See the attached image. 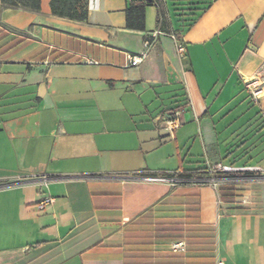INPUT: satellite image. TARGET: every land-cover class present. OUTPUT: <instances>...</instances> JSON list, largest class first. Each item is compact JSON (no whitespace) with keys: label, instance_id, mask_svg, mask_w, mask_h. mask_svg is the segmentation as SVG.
Returning <instances> with one entry per match:
<instances>
[{"label":"crops","instance_id":"obj_1","mask_svg":"<svg viewBox=\"0 0 264 264\" xmlns=\"http://www.w3.org/2000/svg\"><path fill=\"white\" fill-rule=\"evenodd\" d=\"M127 1L86 0L85 20L0 5V264H264V177L141 179L264 171V88L245 87L264 73V0H150L144 29ZM176 112L170 131L158 117Z\"/></svg>","mask_w":264,"mask_h":264},{"label":"built area","instance_id":"obj_2","mask_svg":"<svg viewBox=\"0 0 264 264\" xmlns=\"http://www.w3.org/2000/svg\"><path fill=\"white\" fill-rule=\"evenodd\" d=\"M160 33L157 30L156 34ZM176 43V50L180 56L184 53V45L182 42H178L174 35H171ZM146 49L139 53H126V65L135 66L144 61L148 54V49L153 44L152 40H146ZM245 87L249 91L251 97L254 100H259L262 96L264 88V73L253 76L250 79L245 80ZM158 120L162 123L163 127L172 131L176 129L180 124L178 113H168L167 115L158 117ZM206 173L199 174L196 177H181L179 174L181 169L172 171H157L141 175V179L150 182L166 183L171 186L178 185H191V186H209L218 192L222 186L227 184L243 183L246 180L256 179V177H264V171L253 165H233L224 164L222 162L207 163ZM43 182H47V178L43 177ZM52 201L51 197L43 198L37 205L38 209H42L46 204ZM172 250L183 251L185 249V243L183 241L172 242Z\"/></svg>","mask_w":264,"mask_h":264},{"label":"trees","instance_id":"obj_3","mask_svg":"<svg viewBox=\"0 0 264 264\" xmlns=\"http://www.w3.org/2000/svg\"><path fill=\"white\" fill-rule=\"evenodd\" d=\"M150 0H128L124 9L125 26L132 29H144L145 6ZM86 0H49L50 12L54 15L66 17L75 20H85L87 11L85 8ZM0 5L4 8H29L39 10L41 0H0ZM191 26V23L187 25ZM176 40L181 42L180 37L174 34ZM206 165L193 169H181V177H196L199 174L206 173ZM230 189V188H229Z\"/></svg>","mask_w":264,"mask_h":264},{"label":"rangeland","instance_id":"obj_4","mask_svg":"<svg viewBox=\"0 0 264 264\" xmlns=\"http://www.w3.org/2000/svg\"><path fill=\"white\" fill-rule=\"evenodd\" d=\"M50 25H52V26H54V27H57V28H59L58 27V25H56V24H54V23H51ZM188 146V145H187ZM180 149H183V147H181ZM184 150V149H183ZM186 152H187V147L185 148V150L182 152V156H184L185 154H186Z\"/></svg>","mask_w":264,"mask_h":264}]
</instances>
